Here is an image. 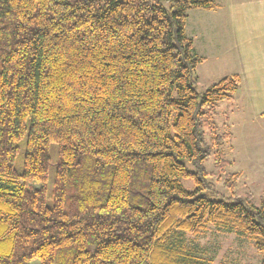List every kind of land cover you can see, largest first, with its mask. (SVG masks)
<instances>
[{
	"label": "trees",
	"instance_id": "1",
	"mask_svg": "<svg viewBox=\"0 0 264 264\" xmlns=\"http://www.w3.org/2000/svg\"><path fill=\"white\" fill-rule=\"evenodd\" d=\"M215 8L0 0V264H212L188 238L210 226L264 253V199L215 198L206 168L212 156L220 173L233 165L217 108L241 86L234 74L197 90L203 58L186 21L192 9Z\"/></svg>",
	"mask_w": 264,
	"mask_h": 264
},
{
	"label": "rangeland",
	"instance_id": "2",
	"mask_svg": "<svg viewBox=\"0 0 264 264\" xmlns=\"http://www.w3.org/2000/svg\"><path fill=\"white\" fill-rule=\"evenodd\" d=\"M214 1V0H213ZM221 1V0H217ZM215 2V1H214ZM216 3V2H215ZM217 4V3H216ZM216 9V8H215ZM213 9V10H215ZM193 10V9H192ZM197 10V9H194ZM190 13L189 24H194L195 20L199 22L200 15ZM199 16V17H197ZM209 24V18L204 19ZM197 30V29H196ZM197 52L205 59L199 63L196 68V87L198 92H204L212 84L220 81L223 77L230 75L236 70L235 59L232 57L234 51L228 49L227 57L221 54L219 47L212 48L210 44L201 39L197 33ZM204 37H207L205 35ZM202 40V41H201ZM228 64V65H226ZM241 78V77H240ZM238 90L235 94L234 102L223 101L217 108L216 130L219 134L227 133L230 130L233 134L232 141L222 146L225 158L230 160L233 165L220 173L215 167L213 156L206 162V168L211 174L209 182L212 187V194L215 198L245 197L248 194L253 196L256 204L264 199V168H261L259 158H264L263 154L258 155V151L264 150V131H259L258 120L238 119V99L240 95ZM234 103V106H233ZM227 115V109H231ZM228 116V117H227ZM231 118L235 124L231 129L226 128V120ZM249 118V117H248ZM261 137V138H260ZM209 137L207 136V139ZM260 139V141H259ZM209 142L210 138H209ZM27 148V135L19 143V151L15 161V168L19 173L23 172L24 157ZM263 148V149H262ZM51 166L49 177L46 184L47 201L49 205L53 203V191L55 188L56 164L59 160V147L56 143L50 146ZM239 176H236L238 175ZM228 182L233 184V189L229 188ZM181 183L187 189L193 190L194 183L191 179H182ZM36 187H39L36 184ZM210 195V194H209ZM212 196V195H210ZM189 240L194 246H197L206 255L213 258L212 264H262L264 253H260L254 247L251 241L239 236L236 233H226L214 226L202 234V236L188 235ZM31 264H41L40 261H34Z\"/></svg>",
	"mask_w": 264,
	"mask_h": 264
},
{
	"label": "crops",
	"instance_id": "3",
	"mask_svg": "<svg viewBox=\"0 0 264 264\" xmlns=\"http://www.w3.org/2000/svg\"><path fill=\"white\" fill-rule=\"evenodd\" d=\"M214 1L217 3L215 10L193 9L188 12L187 36L191 38L197 54L195 39L198 37L197 33L201 39L204 38L203 41L205 40L207 45L210 44V47H219L220 53L226 57V52L230 53L229 48L234 51L232 57L235 59L236 70L228 76L238 74L241 77L239 88L241 91L236 97L239 109L237 118L246 120L251 116L253 121L258 120L259 131L262 132L264 131V0ZM192 11L201 17L199 22L195 20L193 25L189 24ZM206 18H209L208 25L204 22ZM205 35L207 37H204ZM198 56L205 59L199 54ZM230 110L234 112L233 107L227 109V115ZM226 124V128L231 129L235 122L231 118V121L226 120ZM227 131L233 138L232 132ZM263 152L264 150L258 151L257 154ZM258 161L263 163L260 167L264 168V158H259Z\"/></svg>",
	"mask_w": 264,
	"mask_h": 264
}]
</instances>
